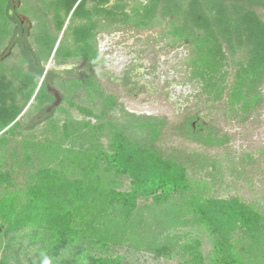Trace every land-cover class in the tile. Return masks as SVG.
<instances>
[{
    "label": "trees",
    "instance_id": "obj_1",
    "mask_svg": "<svg viewBox=\"0 0 264 264\" xmlns=\"http://www.w3.org/2000/svg\"><path fill=\"white\" fill-rule=\"evenodd\" d=\"M20 2L31 26L16 39L12 4L0 0V54L13 45L0 55V236L31 228L46 237L51 264H120L107 254L115 247L208 264L200 237L181 232L191 228L210 240L209 264H264V206L214 196L195 169L214 174V160L162 147L168 132L207 148L227 138L211 123L193 127L197 116L169 126L128 112L100 83L97 46L117 27L163 26L171 46L186 44L206 100L246 122L264 104V0ZM50 61L78 64L79 75L51 79ZM47 82L61 95L48 113Z\"/></svg>",
    "mask_w": 264,
    "mask_h": 264
},
{
    "label": "rangeland",
    "instance_id": "obj_2",
    "mask_svg": "<svg viewBox=\"0 0 264 264\" xmlns=\"http://www.w3.org/2000/svg\"><path fill=\"white\" fill-rule=\"evenodd\" d=\"M163 29V26L149 29L121 26L99 33L97 46L104 62L98 64V74L103 89L115 95L128 112L164 117L169 126L185 114L197 116L193 127L198 121L202 126L211 123L217 133L227 138L222 146L207 148L168 132L162 141L163 149L183 154L198 153L214 160L217 166L214 174H208L210 167L195 168L197 178L211 185L210 193L214 196H238L246 202L264 206V104L246 122L228 115L219 105L212 106L201 94L200 85L190 80L186 44L171 46ZM57 68L52 61L45 65V71L52 73L51 79L53 76L64 79L79 75L78 64L63 66L62 71ZM47 88L55 89L51 82H47ZM71 113L76 119L82 118L76 111ZM45 115L40 114L34 119L41 121L38 130L45 127L42 122ZM30 117L32 115L23 121ZM181 232L200 237L202 252L209 264L211 246L205 233L191 228ZM34 237L37 233L31 228L0 236V260L6 255L9 264H51L46 255V237ZM107 254L119 256L120 264H180L178 258H155L128 248L115 247Z\"/></svg>",
    "mask_w": 264,
    "mask_h": 264
},
{
    "label": "flooded vegetation",
    "instance_id": "obj_3",
    "mask_svg": "<svg viewBox=\"0 0 264 264\" xmlns=\"http://www.w3.org/2000/svg\"><path fill=\"white\" fill-rule=\"evenodd\" d=\"M11 4H12V9L9 10L8 14L9 16H15L17 18V21L19 23V26H20V31L19 33L15 34V38L17 39L18 37H23V35L26 33V36H28V30L30 28V23H29V20L26 16L20 14L18 12V10L20 9L21 7V2L20 0H10ZM13 49V45H11L10 47L6 48L5 50H3L1 52V60H4L6 58L9 57V55L11 54V51ZM58 92V91H57ZM59 93V92H58ZM60 95V93H59ZM61 96V95H60ZM54 102V101H53Z\"/></svg>",
    "mask_w": 264,
    "mask_h": 264
},
{
    "label": "water",
    "instance_id": "obj_4",
    "mask_svg": "<svg viewBox=\"0 0 264 264\" xmlns=\"http://www.w3.org/2000/svg\"><path fill=\"white\" fill-rule=\"evenodd\" d=\"M47 89H48V92L54 96V102L47 107V111L49 112L51 109H53L60 103L61 96L59 95L57 90L52 89V88H47Z\"/></svg>",
    "mask_w": 264,
    "mask_h": 264
},
{
    "label": "bare ground",
    "instance_id": "obj_5",
    "mask_svg": "<svg viewBox=\"0 0 264 264\" xmlns=\"http://www.w3.org/2000/svg\"><path fill=\"white\" fill-rule=\"evenodd\" d=\"M64 69H65V68H63V67H58V68H57L58 71H62V70H64Z\"/></svg>",
    "mask_w": 264,
    "mask_h": 264
}]
</instances>
